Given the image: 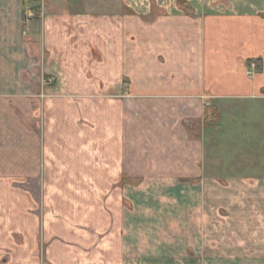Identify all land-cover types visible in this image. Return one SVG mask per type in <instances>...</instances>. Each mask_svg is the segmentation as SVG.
Segmentation results:
<instances>
[{
  "label": "crops",
  "instance_id": "0c3cea01",
  "mask_svg": "<svg viewBox=\"0 0 264 264\" xmlns=\"http://www.w3.org/2000/svg\"><path fill=\"white\" fill-rule=\"evenodd\" d=\"M251 60L262 66L253 78ZM72 92L80 112L66 100L60 111L91 120L74 124L70 140L81 167L106 132L108 166L91 165L92 175L80 167L81 177L198 180L186 192L202 185L204 194L216 181L250 178L227 167L217 146L228 145L227 124L262 111L239 99L264 100V0H0V179L20 178V161L35 177L51 144L48 125L35 133L34 115L51 94ZM212 109L216 127L206 123ZM230 167L238 173L227 175Z\"/></svg>",
  "mask_w": 264,
  "mask_h": 264
},
{
  "label": "rangeland",
  "instance_id": "374dc122",
  "mask_svg": "<svg viewBox=\"0 0 264 264\" xmlns=\"http://www.w3.org/2000/svg\"><path fill=\"white\" fill-rule=\"evenodd\" d=\"M246 69L253 78L262 66L252 74ZM54 94L34 115L35 133L42 138L48 125L51 144L45 156L40 150L35 177L25 176L20 161V178L0 179V264H264V179L256 177L264 175V100L237 101L262 111L227 124L228 145L219 142L221 157L215 153L211 162L216 170L219 157L227 167L242 166L240 175L250 178L216 181L221 189L204 194L202 185L186 192L198 180L81 177V155L70 145L74 124L90 125V116L60 111L66 100L80 112L76 92L67 99ZM106 101L99 99L100 107ZM214 112L206 123L216 127ZM99 141L98 152L84 147L85 175L93 174L91 165L108 166L105 130ZM231 167L226 174H237Z\"/></svg>",
  "mask_w": 264,
  "mask_h": 264
},
{
  "label": "built area",
  "instance_id": "2783aa9c",
  "mask_svg": "<svg viewBox=\"0 0 264 264\" xmlns=\"http://www.w3.org/2000/svg\"><path fill=\"white\" fill-rule=\"evenodd\" d=\"M34 16H35V13L32 10H30V12H27L26 13L25 20L26 21H29V19L30 18H33ZM259 67H260V63L257 60H251L249 62V64H248L247 69H246L247 74H252V73L257 72L259 70L258 69ZM52 80H54V78L53 77H50L48 79V82H52ZM207 105H209V104L207 103Z\"/></svg>",
  "mask_w": 264,
  "mask_h": 264
}]
</instances>
